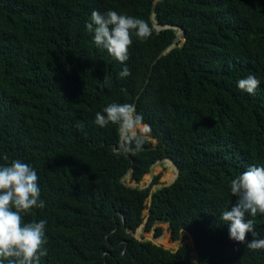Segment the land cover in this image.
<instances>
[{"label": "trees", "instance_id": "obj_1", "mask_svg": "<svg viewBox=\"0 0 264 264\" xmlns=\"http://www.w3.org/2000/svg\"><path fill=\"white\" fill-rule=\"evenodd\" d=\"M153 2L0 0V165L7 155L39 176L46 206L24 221H47L40 264H196L187 244L173 252L133 237L161 175L145 190L121 179L132 169L139 185L164 158L179 177L154 191L140 238H160L157 225L167 224L173 242L190 233L198 264H264V249L229 239L220 219L237 202L231 180L264 166V0H161L157 23L180 26L186 41L159 59L178 31L154 30ZM108 10L153 30L146 42L133 36L126 78L119 76L125 64L86 29L93 11ZM249 74L260 80L254 94L237 86ZM113 102L134 104L159 142L123 152L117 126L94 123ZM173 179V172L164 178ZM246 218L256 233L246 242L264 239V214Z\"/></svg>", "mask_w": 264, "mask_h": 264}, {"label": "clouds", "instance_id": "obj_2", "mask_svg": "<svg viewBox=\"0 0 264 264\" xmlns=\"http://www.w3.org/2000/svg\"><path fill=\"white\" fill-rule=\"evenodd\" d=\"M160 1L158 0L156 10ZM156 23H152L156 31L172 26L162 25V28H158ZM86 29L89 33H94L95 45L106 49L121 64H125L129 59L133 36L146 42L153 31L147 21L114 10H108L105 14L93 11L91 22L86 24ZM179 41L184 42L183 39ZM178 44L177 42L176 47ZM130 75V70L125 64L119 76L126 78ZM259 85L260 80L254 74H249L237 82L238 88L249 94H254ZM94 123L101 128L110 124L117 126L120 133V149L125 153L143 151L147 139H153L148 137L150 126L144 123L143 116L137 113L132 103L108 104L102 112L96 113ZM3 160L6 163L0 165V264H40L41 259L48 254L45 247L48 243L47 221H24V215L46 206L45 201L41 199L39 176L30 163L16 158L10 160L7 155ZM175 175L176 172L174 177ZM230 191L237 197V202L231 210L223 211L220 217L229 225V239L246 243L247 248L251 250L264 249V239L246 242L248 233L256 236L253 219L246 217L264 214V166L252 165L236 175L230 182Z\"/></svg>", "mask_w": 264, "mask_h": 264}, {"label": "water", "instance_id": "obj_3", "mask_svg": "<svg viewBox=\"0 0 264 264\" xmlns=\"http://www.w3.org/2000/svg\"><path fill=\"white\" fill-rule=\"evenodd\" d=\"M157 3H158V0H156V1H154V4H153V7H152V18H151V21H152V23H156V20H155V18H154V16H155V14H156V6H157ZM155 26L156 27H158V28H162L163 26L162 25H160V24H155ZM168 27H172V28H174V29H177L178 30V34H177V37L175 38V40H174V42H173V44L172 45H169L162 53H161V55L160 56H158V58L157 59H159V58H161L162 56H164V55H166V54H168L169 52H171L175 47H176V43L180 40V39H183V41L185 42L186 40H185V38H184V36H185V30L184 29H182L181 27H179V26H168ZM160 31V30H159ZM152 141L153 140H155V142L156 143H158L159 141L157 140V139H151ZM154 142V141H153ZM128 156L130 157V158H132L129 154H128ZM165 161H168V162H170L174 167V170H175V172H176V175H175V177H174V180L173 181H171V182H168L167 184H165V183H159V184H155L153 187H152V190H151V193H150V195H149V197H148V210L145 212V219H144V223L138 228V230L133 234V237L134 238H136V239H138V240H141V241H143V240H147V241H150V242H152L153 244H155V245H157V246H162V245H160L159 243H158V239H155L154 238V235H153V232H152V237L151 238H145V239H142V238H140V234L142 233L141 231H142V228L145 226V224H146V222L148 221V218H149V216H150V207H151V205H152V195H153V193H154V191L156 190V189H161V188H166V187H170V186H172L173 184H175V182L177 181V179H178V177H179V168H178V166L176 165V163L173 161V160H171V159H163V160H159L158 162H156V163H154L152 166H151V168H150V172L148 173V176H149V182H148V184H147V186H145L144 188L143 187H139V185H131L130 184V182L128 183V182H126V178H130V176H131V172H132V170H130L128 173H126V175H124V177L121 179V182L126 186V187H129V188H132V189H138V190H145V189H148V188H151V186H152V183H153V180H154V172H153V170H154V168H155V166H157V165H159L161 162L163 163V162H165ZM133 162V161H132ZM130 181V180H129ZM132 183V182H131ZM184 234H186L190 239H191V243H192V248H193V251H194V254H192V255H194L196 258H195V261H196V264H198V251L196 250V246H195V244H194V242H193V240H192V237H191V235H190V233L188 232V231H186L185 229H183L182 231H181V233H180V241H179V243H178V247L176 248V249H174V250H172L173 252H176L179 248H180V246L183 244V235ZM165 249H169V248H167V247H164ZM171 250V249H170Z\"/></svg>", "mask_w": 264, "mask_h": 264}, {"label": "rangeland", "instance_id": "obj_4", "mask_svg": "<svg viewBox=\"0 0 264 264\" xmlns=\"http://www.w3.org/2000/svg\"><path fill=\"white\" fill-rule=\"evenodd\" d=\"M148 137L151 138V136H149V134H148ZM153 141L155 142V140H153ZM154 144L156 145L157 143H154ZM167 164H169V163H168V162H164V163L161 164V165H157V166L154 168V170H153V172H154V174H155V177L161 175V178L159 179V183H165V184H167L168 182L164 180V178L166 177V175H167L169 172H171V173L173 172V174H175V170H174V168H173V165L171 164V169H170V168L167 167ZM160 173H161V174H160ZM126 182H128V183L130 182L128 178H126ZM148 182H149V176H148V174H147V175L144 176V179H143V181L140 183L139 187H143V188H144L145 186H147ZM130 184H131V185H136L135 183H131V182H130ZM157 226H162V227L164 228V233H163V235L158 239V243H159L160 245H162L161 240L164 239L166 245H162L163 247H167V248H169V249H171V250L176 249V248L178 247V243H179L180 239H179L178 241H176V242H173V241L171 240V233H170V231H169V226H168L167 224H159V225H157ZM142 229H143V228H142ZM141 232H142V231H141ZM142 234H143V233L140 234V237L142 236ZM143 236H144L145 238H151V237H152V232H150V233H145ZM185 237H186V234L183 235V244H187L189 247L192 248L191 239H190L189 237H188V239H186ZM183 244H182V245H183ZM182 245H181V246H182ZM192 254H194L193 248H192Z\"/></svg>", "mask_w": 264, "mask_h": 264}, {"label": "bare ground", "instance_id": "obj_5", "mask_svg": "<svg viewBox=\"0 0 264 264\" xmlns=\"http://www.w3.org/2000/svg\"><path fill=\"white\" fill-rule=\"evenodd\" d=\"M174 180V179H173Z\"/></svg>", "mask_w": 264, "mask_h": 264}]
</instances>
